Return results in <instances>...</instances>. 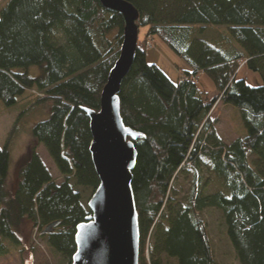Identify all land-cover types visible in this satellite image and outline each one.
Returning <instances> with one entry per match:
<instances>
[{"label":"trees","instance_id":"1","mask_svg":"<svg viewBox=\"0 0 264 264\" xmlns=\"http://www.w3.org/2000/svg\"><path fill=\"white\" fill-rule=\"evenodd\" d=\"M122 1L145 30L118 96L124 126L143 136L133 142L131 183L138 264H216L206 210L220 214L240 264H264V0ZM207 27L227 36L207 38ZM123 28L122 16L99 0H9L0 10V104L13 107L29 93L49 111L33 127L35 145L12 185L8 148L0 147V258L25 252L21 233L29 229L70 264L76 227L91 216L78 189L92 195L99 184L83 109L99 110ZM154 38L189 66L178 82L147 63ZM241 68L261 85L249 86ZM200 74L215 85L213 97L199 90ZM219 103L239 112L243 137L225 143L218 136L212 114ZM40 145L60 183L37 154ZM188 177V194L179 198Z\"/></svg>","mask_w":264,"mask_h":264},{"label":"water","instance_id":"2","mask_svg":"<svg viewBox=\"0 0 264 264\" xmlns=\"http://www.w3.org/2000/svg\"><path fill=\"white\" fill-rule=\"evenodd\" d=\"M124 21L119 55L100 95L98 111L83 109L89 120V154L99 184L87 203L91 213L76 227V252L70 264H138L139 230L132 172L133 142L143 136L124 126L119 93L133 64L139 38L138 12L122 0H99ZM58 223L48 226L50 233Z\"/></svg>","mask_w":264,"mask_h":264},{"label":"rangeland","instance_id":"3","mask_svg":"<svg viewBox=\"0 0 264 264\" xmlns=\"http://www.w3.org/2000/svg\"><path fill=\"white\" fill-rule=\"evenodd\" d=\"M9 0H0V10ZM209 30V31H208ZM145 30L140 29L139 40H142ZM207 38H213L215 33H222L227 36L226 29L206 28ZM146 60L148 64L156 65L172 82L176 83L184 76V71L189 70L185 61L178 58L170 49H168L158 39L154 38L147 43ZM150 55H155L152 58ZM29 75L36 77L38 69L31 67ZM239 77L245 79L251 87L261 85V79L258 74L245 68H241ZM198 88L201 92L207 93L211 98L218 93L215 85L205 75H198ZM36 97V95H34ZM34 97L29 93L18 99L13 107H4L0 104V147L7 146L9 152V169L7 181L9 185L14 183L16 170L27 159L30 149L35 145L32 136L33 127L48 118V106L43 103L35 104ZM212 117L215 119V128L218 136L225 142L230 143L237 138L245 135L239 112L230 105L217 104ZM37 154L51 174L55 183L61 182L53 162L48 157L43 146L37 148ZM205 174V173H204ZM206 178L207 175H204ZM190 177L180 179L179 198L188 194L190 188ZM214 190L210 184L208 192ZM83 203H87L91 198L89 189H78ZM207 229L212 241L216 264H240L236 258V253L225 234V226L222 223L221 216L214 210H206L203 213ZM36 230L26 229L22 231L21 237L24 241L25 252L18 250L0 258V264H69L68 260L56 253L46 244L45 238H38Z\"/></svg>","mask_w":264,"mask_h":264},{"label":"crops","instance_id":"4","mask_svg":"<svg viewBox=\"0 0 264 264\" xmlns=\"http://www.w3.org/2000/svg\"><path fill=\"white\" fill-rule=\"evenodd\" d=\"M208 31H209V30H208ZM233 47H234L235 49H237L238 51H240V48H239L236 44H234V43H233ZM150 56H152V58L155 57V55H150Z\"/></svg>","mask_w":264,"mask_h":264}]
</instances>
